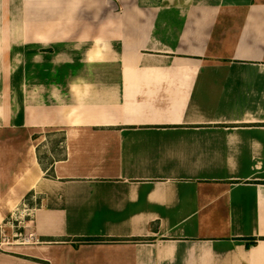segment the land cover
<instances>
[{"label": "crops", "instance_id": "1", "mask_svg": "<svg viewBox=\"0 0 264 264\" xmlns=\"http://www.w3.org/2000/svg\"><path fill=\"white\" fill-rule=\"evenodd\" d=\"M21 214L0 264H264V0H0Z\"/></svg>", "mask_w": 264, "mask_h": 264}, {"label": "rangeland", "instance_id": "2", "mask_svg": "<svg viewBox=\"0 0 264 264\" xmlns=\"http://www.w3.org/2000/svg\"><path fill=\"white\" fill-rule=\"evenodd\" d=\"M22 212L23 211H21V213ZM22 215L23 214L18 215L16 217L13 216L14 218H10L8 220L9 224L6 227H4L3 229H1V231H0V248L2 247L1 244H3V243H7L9 245H14V243H16V235L20 234L23 231L22 230L23 226H21L20 222H24L25 219H23V217L21 218ZM24 218H26V216H24ZM15 219H17V222L14 223V221H16Z\"/></svg>", "mask_w": 264, "mask_h": 264}, {"label": "trees", "instance_id": "3", "mask_svg": "<svg viewBox=\"0 0 264 264\" xmlns=\"http://www.w3.org/2000/svg\"><path fill=\"white\" fill-rule=\"evenodd\" d=\"M256 245V239H251L247 242V248H251Z\"/></svg>", "mask_w": 264, "mask_h": 264}]
</instances>
